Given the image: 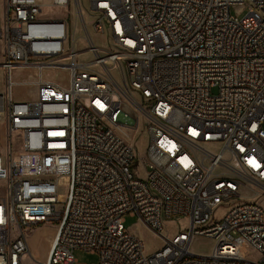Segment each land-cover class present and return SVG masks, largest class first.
Segmentation results:
<instances>
[{
    "label": "built area",
    "instance_id": "2783aa9c",
    "mask_svg": "<svg viewBox=\"0 0 264 264\" xmlns=\"http://www.w3.org/2000/svg\"><path fill=\"white\" fill-rule=\"evenodd\" d=\"M87 1L90 23L82 0L3 3L0 264H77L76 249L97 264H264V0ZM18 69L36 71L24 83L34 101L15 100ZM142 124L138 160L127 137ZM127 214L160 250L146 253ZM180 220L185 229H166ZM47 222L57 231L39 262L27 231ZM196 237L213 250L193 252Z\"/></svg>",
    "mask_w": 264,
    "mask_h": 264
},
{
    "label": "rangeland",
    "instance_id": "374dc122",
    "mask_svg": "<svg viewBox=\"0 0 264 264\" xmlns=\"http://www.w3.org/2000/svg\"><path fill=\"white\" fill-rule=\"evenodd\" d=\"M3 3L4 0H0V18L3 15ZM82 5L84 9V14L87 20V23L92 21V18L89 17V5L87 0H82ZM231 13L233 16L242 17L247 13L246 7L236 6L231 8ZM80 24H76L75 20H73V34L76 38H78V49H84L85 43L83 38V33L79 27ZM92 37L97 45L105 44V39L101 36H97L96 34H92ZM82 60H90L92 56L90 54H86L81 57ZM36 75L35 70H15L14 71V80L17 85L14 87V97L17 101H34L36 99L37 90L35 87L31 85H25L26 81H30ZM45 77L48 79H56L58 77H62V73H57L56 71H46L44 73ZM0 91H4V85L2 81V76L0 75ZM213 93L217 92V89L212 90ZM5 132L0 127V153L2 156L5 154L4 144H5ZM127 140L133 143L136 148V154L138 160L144 158L146 156V150L149 143V134L146 130L144 124L138 130H132L129 132ZM15 148H18V139L16 136L14 137ZM149 171V168H147ZM146 170L143 168L137 167L135 169V173L137 176L141 178H145ZM69 186V178L62 177L59 181V199L60 201H64ZM260 202L264 206V197L261 198ZM224 215V209L220 208L215 216L220 219ZM57 222H47L40 226L33 227L31 230L27 231L28 241L32 256L39 262H45L48 254L49 248L51 244V240L54 235V231L56 230ZM125 227L129 230L130 233L135 234L139 237L144 244L145 251L147 254L152 255L158 250H160L163 246L161 240L155 236L151 231H149L138 219L137 216H130L127 214L125 216ZM187 226L185 220H180L178 222L167 223L166 229L170 233H174L177 229H185ZM214 240L206 237H196L192 244V251L198 254H209L214 247ZM244 251L251 255L253 259H257V255L251 249L248 244H244ZM74 257L77 261V264H97L99 262V256L87 252L83 249H76L74 251ZM27 264H33L31 258L27 259Z\"/></svg>",
    "mask_w": 264,
    "mask_h": 264
},
{
    "label": "bare ground",
    "instance_id": "6f19581e",
    "mask_svg": "<svg viewBox=\"0 0 264 264\" xmlns=\"http://www.w3.org/2000/svg\"><path fill=\"white\" fill-rule=\"evenodd\" d=\"M126 136H127V135H126ZM56 231H57V230L54 231V237H55ZM53 240H54V238H53ZM53 240H52V242H53ZM52 242H51V243H52ZM50 247H51V244H50ZM49 251H50V248H49ZM48 255H49V254H48ZM47 257H48V256H47Z\"/></svg>",
    "mask_w": 264,
    "mask_h": 264
},
{
    "label": "crops",
    "instance_id": "0c3cea01",
    "mask_svg": "<svg viewBox=\"0 0 264 264\" xmlns=\"http://www.w3.org/2000/svg\"><path fill=\"white\" fill-rule=\"evenodd\" d=\"M53 238H54V235H53ZM53 238H52V240H53ZM52 240H51V241H52Z\"/></svg>",
    "mask_w": 264,
    "mask_h": 264
}]
</instances>
